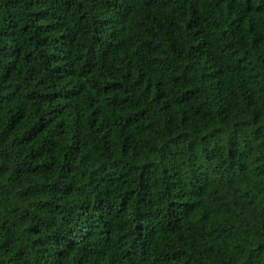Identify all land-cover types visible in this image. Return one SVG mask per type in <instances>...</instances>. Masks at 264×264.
I'll use <instances>...</instances> for the list:
<instances>
[{
	"label": "trees",
	"instance_id": "trees-1",
	"mask_svg": "<svg viewBox=\"0 0 264 264\" xmlns=\"http://www.w3.org/2000/svg\"><path fill=\"white\" fill-rule=\"evenodd\" d=\"M0 264H264V0H0Z\"/></svg>",
	"mask_w": 264,
	"mask_h": 264
}]
</instances>
